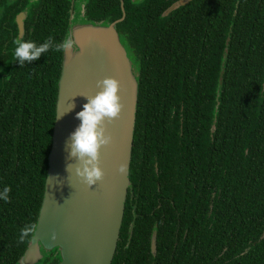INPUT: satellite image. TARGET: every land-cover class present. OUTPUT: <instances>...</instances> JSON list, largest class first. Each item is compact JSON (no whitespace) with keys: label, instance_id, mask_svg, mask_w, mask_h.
Here are the masks:
<instances>
[{"label":"trees","instance_id":"trees-1","mask_svg":"<svg viewBox=\"0 0 264 264\" xmlns=\"http://www.w3.org/2000/svg\"><path fill=\"white\" fill-rule=\"evenodd\" d=\"M107 1L87 14L119 20V0L111 11ZM122 1L116 31L139 73L128 179L139 171L154 193L156 174L175 170L178 209L161 226L139 197L133 213L125 204L111 264H264V0H191L165 17L179 0ZM56 5L36 27L58 31L27 39L51 36L49 51L0 83V194L11 188L0 264L23 255L33 233L21 242V230L36 225L44 192L62 61L52 48L69 29L68 0Z\"/></svg>","mask_w":264,"mask_h":264},{"label":"water","instance_id":"water-1","mask_svg":"<svg viewBox=\"0 0 264 264\" xmlns=\"http://www.w3.org/2000/svg\"><path fill=\"white\" fill-rule=\"evenodd\" d=\"M189 1H177L162 16ZM121 10V18L110 24L88 23L82 16L74 23L69 19L66 37L71 35L72 47L62 51L44 192L35 232L16 264H38L51 254L55 264H111L129 186L139 82L137 67L116 31L124 19L122 4ZM107 80L117 83L120 112L97 123V156L88 163V155H73V135L82 124L77 114L105 91ZM93 164L102 177L89 184L81 173ZM121 165L125 173H120ZM150 249L155 256L153 236Z\"/></svg>","mask_w":264,"mask_h":264},{"label":"flooded vegetation","instance_id":"flooded-vegetation-1","mask_svg":"<svg viewBox=\"0 0 264 264\" xmlns=\"http://www.w3.org/2000/svg\"><path fill=\"white\" fill-rule=\"evenodd\" d=\"M50 1H53L54 3L47 4ZM92 1L95 2L93 6L91 4ZM130 1L132 3H135L140 0H134V1L130 0ZM68 2H69L68 11H67V16H69L68 23H69V19L73 17L74 6H77L78 17L81 18L82 16L84 20H88L89 22H96V23L104 22L102 20L97 21L95 20V17L89 16L87 14L88 10L92 11L91 14H97V9H98L97 4L100 3L97 2V0H68ZM45 3L46 5H44ZM56 3L57 0H0V41H2V44L0 46V83L8 79L9 75L12 72V67L14 66V63H16L15 60L9 57V53H12L16 47V45L13 43L14 40L23 39L24 41H27V39L33 35L34 31H58V29L52 27L49 28L36 27L38 22L37 18H39L43 10L47 11L48 8L51 7L53 12L57 11L58 8L61 11L60 6L56 5ZM121 4L123 7V1L119 0V9L121 11V16H122ZM104 7L105 5L103 3V6L100 7V9L105 11ZM106 9L110 11L112 9V2L109 0L107 1ZM53 12H51L52 15ZM123 12H124V7H123ZM124 18H125V13H124ZM156 176H159L158 177L159 179L155 183L156 192L153 193L151 190V186L149 185V184L152 185V180L150 181V183L144 182L142 180V176L139 174V171L132 174L127 189L125 204L128 208L132 209V213H133V211L135 210L137 199L139 197L142 201L141 203L143 204V209H144L141 212H147V211L150 212V214L152 216H155V218L161 223V226H164L165 224L173 220L174 215L177 214L178 176L175 170H172L171 173H166L163 172L162 170L161 174L160 175L156 174ZM143 184H147L144 187V191L142 190ZM155 225L156 223L153 222L152 226L154 228ZM152 236L155 238L154 231L152 232L149 240V249L151 246ZM150 253H151V249H150ZM54 259H55L54 256L51 254L49 256L43 257L38 262V264H51L52 260Z\"/></svg>","mask_w":264,"mask_h":264},{"label":"clouds","instance_id":"clouds-1","mask_svg":"<svg viewBox=\"0 0 264 264\" xmlns=\"http://www.w3.org/2000/svg\"><path fill=\"white\" fill-rule=\"evenodd\" d=\"M53 40L51 36L41 45L33 41H24L23 39L14 40L16 45L14 50V57L16 62L22 67L26 62L31 63L37 60L40 55L44 52L49 51L50 43ZM72 47V37L69 34L61 43L56 44L55 51H63L65 48ZM106 89L103 93L98 94L94 99H91L89 103L83 106L84 110L77 114V118L81 119L82 124L80 128L73 135V155L79 153L81 156L88 155L91 160L88 163L96 160L97 156V134L95 128L97 123L100 121L102 116L117 117L120 112V105L117 103V83L114 80L105 81ZM120 173L126 172V167L121 165L119 169ZM81 175L85 176L87 182L92 184L95 180L102 177V172L93 164L89 169L84 168ZM11 188L5 186L3 194H0V199H3L6 203L9 202V193ZM36 225L32 224L31 227H24L21 230L19 237L20 241L23 242L30 233L35 232ZM52 239H55L53 236Z\"/></svg>","mask_w":264,"mask_h":264},{"label":"rangeland","instance_id":"rangeland-1","mask_svg":"<svg viewBox=\"0 0 264 264\" xmlns=\"http://www.w3.org/2000/svg\"><path fill=\"white\" fill-rule=\"evenodd\" d=\"M73 10H74L73 11L74 13H73V17H72V23L77 22V20H78V10H77V6H74V9Z\"/></svg>","mask_w":264,"mask_h":264}]
</instances>
